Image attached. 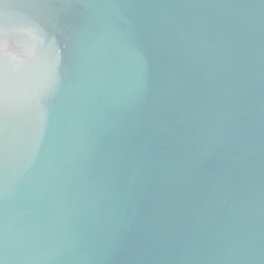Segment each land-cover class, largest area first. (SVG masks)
<instances>
[{
  "label": "water",
  "instance_id": "obj_1",
  "mask_svg": "<svg viewBox=\"0 0 264 264\" xmlns=\"http://www.w3.org/2000/svg\"><path fill=\"white\" fill-rule=\"evenodd\" d=\"M0 264H264V0H0Z\"/></svg>",
  "mask_w": 264,
  "mask_h": 264
}]
</instances>
